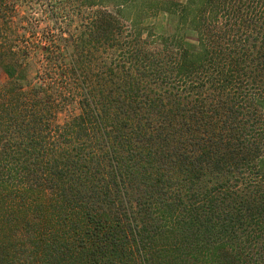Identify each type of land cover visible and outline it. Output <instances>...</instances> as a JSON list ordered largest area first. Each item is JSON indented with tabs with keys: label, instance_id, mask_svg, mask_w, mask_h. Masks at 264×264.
<instances>
[{
	"label": "trees",
	"instance_id": "trees-1",
	"mask_svg": "<svg viewBox=\"0 0 264 264\" xmlns=\"http://www.w3.org/2000/svg\"><path fill=\"white\" fill-rule=\"evenodd\" d=\"M0 66V264H264V0H0Z\"/></svg>",
	"mask_w": 264,
	"mask_h": 264
},
{
	"label": "rangeland",
	"instance_id": "rangeland-1",
	"mask_svg": "<svg viewBox=\"0 0 264 264\" xmlns=\"http://www.w3.org/2000/svg\"><path fill=\"white\" fill-rule=\"evenodd\" d=\"M177 2H182L183 0H175ZM169 19L168 15H166L164 12L159 11L157 13H153L152 15H149L143 20V26H147L148 29H151L156 34H167L169 33L167 26V20ZM45 23H41V27H44ZM25 79L22 78L21 83L27 84L28 82L34 81V70L33 67H29L27 71L25 72ZM8 80L7 76V69L5 67L0 66V87ZM74 108V107H73ZM73 108H67L64 111L58 112L55 123L56 124H62L65 119L70 115L73 114L74 109Z\"/></svg>",
	"mask_w": 264,
	"mask_h": 264
}]
</instances>
